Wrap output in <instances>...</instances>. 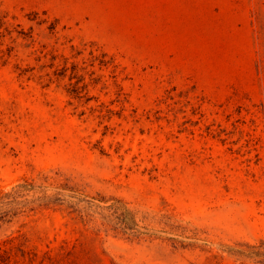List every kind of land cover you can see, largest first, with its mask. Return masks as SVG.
<instances>
[{"label":"rangeland","instance_id":"374dc122","mask_svg":"<svg viewBox=\"0 0 264 264\" xmlns=\"http://www.w3.org/2000/svg\"><path fill=\"white\" fill-rule=\"evenodd\" d=\"M0 255L264 264V0H0Z\"/></svg>","mask_w":264,"mask_h":264},{"label":"trees","instance_id":"16d2710c","mask_svg":"<svg viewBox=\"0 0 264 264\" xmlns=\"http://www.w3.org/2000/svg\"><path fill=\"white\" fill-rule=\"evenodd\" d=\"M55 194H56V195H62V194H66V193H65L64 189H57V191L55 192ZM108 209H112L113 212H115V211H118V210L121 209V208H120L119 206L111 205V206L108 207ZM123 223H124V225L127 226L126 228H128V226H131V225H132V224L129 223V222H123ZM0 257H1V255H0Z\"/></svg>","mask_w":264,"mask_h":264}]
</instances>
